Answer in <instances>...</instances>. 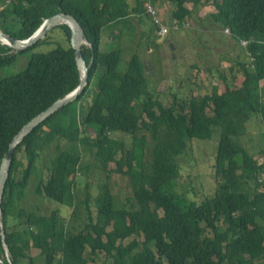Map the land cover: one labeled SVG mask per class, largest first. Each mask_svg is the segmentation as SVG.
I'll list each match as a JSON object with an SVG mask.
<instances>
[{
  "label": "trees",
  "instance_id": "trees-1",
  "mask_svg": "<svg viewBox=\"0 0 264 264\" xmlns=\"http://www.w3.org/2000/svg\"><path fill=\"white\" fill-rule=\"evenodd\" d=\"M151 2L157 9L158 3L173 7L167 25L190 21L195 8L215 4L211 18L246 53L237 85L222 92L214 87L168 108L153 98L147 81L136 86L130 64L121 71L123 52L101 50L102 34L113 25L129 28L133 15L145 19L147 0L134 8L129 0H0V30L16 40L29 39L58 14L74 17L87 37L81 52L89 67L83 94L14 150L2 202L8 248L0 232L2 264H37L34 251L44 264H264V161L257 164L260 153L250 154L240 142L255 118L264 135V0ZM56 29L62 38L52 50L39 51L52 45ZM56 29L24 51L0 42V72H8L0 74V167L21 130L80 86L71 29ZM20 56L29 58L26 67L9 73ZM216 130L217 189L197 204L177 190V158L193 140L210 141ZM85 152H94L105 168L114 167L108 178L112 173L128 178L132 198L124 206L117 207L108 185L97 198L88 195L80 209L68 203L66 189L81 182ZM239 158L252 164L251 179ZM32 185L35 195L62 207L49 215L21 208Z\"/></svg>",
  "mask_w": 264,
  "mask_h": 264
},
{
  "label": "rangeland",
  "instance_id": "rangeland-1",
  "mask_svg": "<svg viewBox=\"0 0 264 264\" xmlns=\"http://www.w3.org/2000/svg\"><path fill=\"white\" fill-rule=\"evenodd\" d=\"M132 1L137 4L138 0ZM218 1L223 2V0ZM157 6L159 17L167 24L171 20L173 7L167 3H158ZM188 7L193 8L192 5ZM215 8V4L195 8V17L188 21L189 27L171 32L167 38L158 35L153 20L148 14L140 23L131 16L129 28L113 25L105 33L103 32L101 50L103 52L121 50L123 52L121 71L124 72L129 63L130 76L135 81V85L147 81L153 98L162 102L166 108L174 105L176 100H188L198 94L211 93L214 87L222 92L227 85H237L242 77L239 63L246 62L247 57L240 44L233 41L229 34L224 32L223 27L211 18V14L216 11ZM136 24H140L142 28H138ZM59 33L63 34L61 30L56 29L49 40L52 45L45 44L39 51L52 50L56 41L62 38ZM178 41L179 43L176 44ZM171 44H174V49ZM28 59L20 56L9 73L14 74L23 70ZM1 73L8 74L7 71ZM233 77H236V81ZM98 107L102 108L103 104L98 102ZM219 137L220 132L216 130L210 141L193 140L189 143L186 153L177 158L181 167L177 190L180 194L187 195L188 199L198 202L197 204L213 196L217 189L213 160L215 161L216 158ZM117 139L127 145L130 144L127 137L119 135ZM240 142L250 154L260 153L256 160L257 164L264 161L261 155L264 149V135L260 120L255 118L247 125L246 134L240 138ZM152 145L149 141L148 147ZM146 160L148 162L152 160L148 154ZM239 161L241 170L248 179H251L252 164L244 163L241 158ZM82 164L84 174L81 175V182L77 183L76 189L71 186L66 189L68 203H77V208L80 209L81 202L88 195L97 198L100 190L106 185L110 186L118 208L124 206L128 198H132L128 178L120 173H112L108 178V171L114 167L105 168L96 160L94 152L91 154L85 152L82 155ZM33 188L35 185L30 188L26 199L21 203V208L28 212L36 211L41 215H49L54 209L62 207L38 197L33 192ZM190 189L191 193L188 192ZM63 211L67 213L65 209ZM79 224H82L81 220ZM129 242L131 239L127 241ZM39 253L40 251H34V256L39 257L37 264H44L43 257L39 256Z\"/></svg>",
  "mask_w": 264,
  "mask_h": 264
},
{
  "label": "water",
  "instance_id": "water-1",
  "mask_svg": "<svg viewBox=\"0 0 264 264\" xmlns=\"http://www.w3.org/2000/svg\"><path fill=\"white\" fill-rule=\"evenodd\" d=\"M61 25H67L71 29L72 32L71 46L76 51V62L78 64V69L80 71L81 82H80V86L73 93L66 96L64 99L56 102L47 111H45L44 113L33 119L29 124H27L21 130V132L15 137L13 143L11 144L10 150L2 160V164L0 167V225H1L2 240L7 252H8V248L6 247L4 227L2 223V202H3L6 183L10 173V168L12 165L14 150L36 127H38L41 123H43L45 120H47L50 116H52L54 113L59 111L61 108L76 101L80 97V95L83 94L85 87L88 85L89 67L87 66V62L83 58L81 52L82 43L85 42L88 44L87 37L80 23L72 16L58 14L56 16L47 19L44 22V24L39 28V30L36 33H34L33 36H31L29 39L24 41L16 40L0 30V42L3 45H7L17 51H24V50H28L29 48L33 47L41 40L45 39L51 32H53L56 28L60 27ZM0 264H2L1 260H0Z\"/></svg>",
  "mask_w": 264,
  "mask_h": 264
},
{
  "label": "built area",
  "instance_id": "built-area-1",
  "mask_svg": "<svg viewBox=\"0 0 264 264\" xmlns=\"http://www.w3.org/2000/svg\"><path fill=\"white\" fill-rule=\"evenodd\" d=\"M147 1H149V4L147 6L146 12L152 18L155 26L157 27V33L161 38H167L171 32L180 31L181 29H185L189 27L188 21L183 22L181 25L174 22L170 25L165 24L159 17V12L157 7L151 2V0H147ZM247 44H248L247 42H242L243 46H247ZM261 88H264V82L261 83Z\"/></svg>",
  "mask_w": 264,
  "mask_h": 264
},
{
  "label": "crops",
  "instance_id": "crops-1",
  "mask_svg": "<svg viewBox=\"0 0 264 264\" xmlns=\"http://www.w3.org/2000/svg\"><path fill=\"white\" fill-rule=\"evenodd\" d=\"M130 4H131V6H132V8L134 7V6H136L137 4H136V2L135 1H132V0H130ZM132 18L133 19H135L136 21H139V23H140V21H142V19L143 18H140L139 16H137V15H133L132 16ZM168 23H171V20L168 22ZM137 25V27L138 28H142L141 26H139L140 24H136ZM134 25H132V27H133ZM135 27V26H134ZM132 30H135V29H132ZM169 42L171 43V41H170V39H169ZM179 43V41L176 43V44H178ZM172 46H174V44H171ZM177 68V67H176Z\"/></svg>",
  "mask_w": 264,
  "mask_h": 264
},
{
  "label": "bare ground",
  "instance_id": "bare-ground-1",
  "mask_svg": "<svg viewBox=\"0 0 264 264\" xmlns=\"http://www.w3.org/2000/svg\"><path fill=\"white\" fill-rule=\"evenodd\" d=\"M226 33H227V32H226ZM86 45H87V43L83 42L81 46H82V47H83V46L85 47ZM144 64H145V63H144ZM263 82H264V80H263ZM0 228H1V225H0Z\"/></svg>",
  "mask_w": 264,
  "mask_h": 264
},
{
  "label": "clouds",
  "instance_id": "clouds-1",
  "mask_svg": "<svg viewBox=\"0 0 264 264\" xmlns=\"http://www.w3.org/2000/svg\"><path fill=\"white\" fill-rule=\"evenodd\" d=\"M226 31H228V30H226ZM229 32V31H228ZM229 34V33H228ZM242 42H244V41H242ZM248 43V42H247Z\"/></svg>",
  "mask_w": 264,
  "mask_h": 264
}]
</instances>
